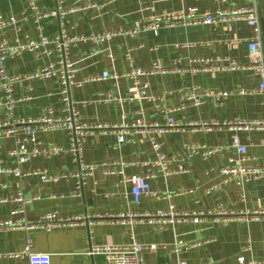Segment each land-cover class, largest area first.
<instances>
[{
    "label": "crops",
    "instance_id": "0c3cea01",
    "mask_svg": "<svg viewBox=\"0 0 264 264\" xmlns=\"http://www.w3.org/2000/svg\"><path fill=\"white\" fill-rule=\"evenodd\" d=\"M87 3H97L98 8L75 10L64 17H48L43 20L44 32L51 39L57 37L63 28L69 36L90 35L107 30L131 29L146 17L164 11L197 8L199 11L247 6V0H62L66 8ZM42 11L57 6V0H38ZM259 23L262 31L264 53V0H256ZM260 13L262 18L260 19ZM16 17L17 25L0 31V38L11 44L38 40L39 34L28 0H0V18ZM25 18V19H24ZM63 23V25H61ZM253 35L252 27L245 20L230 24L162 26L157 33L144 31L138 36L120 35L100 44L72 42L69 59L77 68L71 96L84 123L119 124L134 122L139 118L148 122L164 124L169 116L182 125L191 122L232 121L236 119L264 120V92L258 91L262 78L250 70L231 69L222 71L199 70L192 72L191 59L201 57H225L242 64L249 62L248 39ZM141 45V46H140ZM133 47V65L126 58V51ZM50 53L40 58L33 51H24L7 59V71L13 75H25L44 67L50 61L59 59L55 43L48 44ZM155 62L169 68L165 73L146 75L141 78L147 84V93L159 97L165 93L181 91L194 86L220 90L248 89L246 94L234 93L221 103L206 99L200 105L187 104L169 111L179 101L169 95L164 100L100 101L104 93L111 90L125 98L132 95V81L127 77L106 78L86 81L89 76L104 71L122 74L133 67L150 69ZM175 67L183 70L177 71ZM13 98L30 97L18 101L13 110L0 107V122L14 117H39L52 108L55 116H65L58 78L23 80L14 84ZM6 92L0 88V101ZM158 104L165 107L162 111ZM238 134L247 146L249 160L246 165L264 166V130L232 131L225 127L212 129L185 127L165 133H156L163 150L173 158L171 166L180 164L189 171L164 176L151 163L156 153L149 141V133L132 131L123 145L117 144L112 129L95 130L86 135L84 161L100 166L85 178L82 195H75L78 180L75 173L80 165L71 152V139L67 130L56 128L39 130L36 137L45 144H56L66 149L58 155H37L19 165L27 173L33 169L48 173L67 171L73 173L59 181H42L32 174L17 176L0 173V220L22 218L30 222L40 219L49 212L62 217H89L74 225L54 228L51 231L35 229L33 250L50 254L51 264H106L104 254H91L92 245H125L132 237L142 244H156V251L144 250L140 259L143 264H237V257L245 254L247 259L264 260V218L256 219L245 213L260 208L264 203V177L239 185L225 182L228 175L222 171L231 158L238 159L236 149H229L206 158L189 156L186 145L192 143L209 146H229L233 136ZM23 138L24 136L21 135ZM12 135L0 140V168L15 167L17 162L8 156L14 148ZM125 162L128 175L145 174L156 169V175L149 179L151 188L162 195L143 196L139 203L133 202L130 184L117 185L119 175L107 173L115 162ZM106 168V169H105ZM19 191L33 200L26 206L25 213L13 216L15 198ZM186 191L183 194H175ZM174 205L179 211L196 213L174 223L150 222L147 217L135 214L168 211ZM223 209L227 214L209 213ZM125 215L123 218L98 215ZM28 232L23 228H0V253L21 251L26 244ZM181 245L176 250L177 244ZM165 245L167 248H163ZM250 246L248 251H242ZM0 264H30L27 256L2 257Z\"/></svg>",
    "mask_w": 264,
    "mask_h": 264
},
{
    "label": "built area",
    "instance_id": "2783aa9c",
    "mask_svg": "<svg viewBox=\"0 0 264 264\" xmlns=\"http://www.w3.org/2000/svg\"><path fill=\"white\" fill-rule=\"evenodd\" d=\"M250 4L247 6H240L237 8L220 9L217 11H199L197 8L181 9L178 11H164L159 14H153L139 23H137L131 29H117L107 30L102 33H95L90 35H73L69 36L65 33L64 29H61L60 34L51 39L44 32L43 20L48 17H64L67 13L75 10H91L98 8L97 3H87L78 7L66 8L62 5V0H57V6L55 9L50 11H42L38 4V0H28L29 9L32 12L36 28L38 30V40H28L27 42L21 43L18 41L17 44H11L9 40L0 38V88L6 92L4 100L0 101V107H6L9 111H12L15 104L18 101L27 100L30 97H22L18 100L13 98L14 84L23 80L43 79V78H58L61 83V95L64 103L63 111L66 113L65 116H55L52 108L46 109L39 117H14L5 122H0V140L6 137V135H12L15 140V146L8 151V156L17 162L15 167H1L0 173L15 174L22 176L24 174H32L39 177L42 181H59L61 179L72 176L73 173L67 171L58 173H48L45 170L33 169L27 173H24L19 165L31 160L37 155L52 156L66 152V149L56 144H45L39 141L36 137V132L39 130H51L56 128H62L67 130L70 135L71 145L70 151L73 152L75 159L80 165V171L74 174L78 177L76 188L74 189L75 195H82L83 185L85 178L91 175L100 166H108L106 164H87L85 163L84 157V143L86 135L95 130H109L112 129L117 136V144L123 145L126 142V136L132 132H147L149 133V141L152 145L153 150L156 153V159L152 161V167L159 169L164 176H169L175 173L188 172L189 170L184 165H179L174 168L171 166L173 158L169 156L162 148L160 142L156 138V133H165L167 131L175 129H183L190 127L193 129L206 128L212 129L213 127H225L232 131H251V130H264V120H247V119H236L232 121H213L209 122H191L185 125L177 122L173 117L169 116L164 124L158 122H148L145 119L139 118L134 122L123 121L119 124H108V123H84L79 120V111L75 106V103L71 96V86L73 84H79L80 82L75 81V75L77 68L69 59V46L72 42H88L91 41L95 44H100L105 41L115 39L120 35L138 36L144 31H153L155 33L162 26H176V25H216L219 23L230 24L236 20H245L253 29V35L248 39V53L249 62L247 64L239 63L236 60L225 58V57H201L191 59L192 64L189 69L192 72L199 70L209 71H222L231 69H245L252 71L255 75L262 78V82L258 88V91L264 92V53L262 44V31L259 23L258 9L256 6V0H247ZM25 19V18H24ZM18 19L14 16L9 18H0V31L8 26L17 25ZM63 25V23H61ZM55 43L57 51L59 53V59L56 61L48 62L44 67L37 69L32 73L25 75H13L7 71V59L11 56L19 55L24 51H33L36 53V57L40 58L44 55H48L50 50L48 44ZM141 46V45H140ZM134 48L129 47L126 51V58L133 65V52ZM169 68L155 62L150 69H143L140 67H133L129 71H125L122 74L110 73L104 71L100 75L89 76L85 80H97L120 77H127L132 81V95L122 98L114 94L113 91L109 90L104 93V97L100 101H118L124 102L125 100H134L146 98L148 100H164L167 96L172 95L178 98L179 103L175 107L167 108L169 111L179 110L187 104L200 105L206 99H212L217 103H221L229 98L234 93L246 94L251 92L248 89L240 88L237 90H220L211 88L191 87L181 91H171L165 93L159 97L150 95L147 93L148 85L143 83L141 78L146 75H155L158 73H165ZM175 70H183L180 67H175ZM158 107L162 111H167L164 106L158 104ZM21 135L24 137L22 138ZM189 156L201 155L206 158L210 155L216 154L229 149H236L239 157L231 158L230 164L222 169L228 177L225 182H236L239 185L248 181H254L264 177V166L246 165L250 158L248 156L247 146L242 143L238 134L233 136L231 145L229 146H209L207 144L192 143L186 145ZM116 167H108L107 173L118 174L119 180L117 185L121 184L130 186V195L133 202L139 203L143 196H170L172 194H160L153 191L149 182L151 177L156 175V169L149 170L145 174H133L128 175L124 171L125 162H115ZM106 169V168H105ZM186 191H178L175 194H183ZM32 198H28L22 191H19L16 198V206L12 210L11 214L17 216L24 214L26 206L32 201ZM209 213L227 214L226 210L218 209L210 211ZM196 213H190L188 211H179L174 205H171L168 211H160L156 214L144 213L135 214L138 217H147L150 222L159 220L161 224L174 223L187 219L188 217L196 216ZM100 218L109 217L116 218L119 216L123 218L125 215L119 214H102L98 215ZM245 216L251 218H264V203L263 205L253 210L252 212L245 213ZM89 217L73 216V217H62L57 212H49L40 217L39 220L30 222L24 217L13 218L8 220H0V228L12 227V228H23L28 232L27 241L25 247L21 251L12 252L10 254L0 253V259L2 257H23L27 256L30 260V264H51L50 254L36 252L33 250V237L31 232L35 229H43L45 231H51L54 228L64 227L67 225H74L81 221H89ZM264 246V241H263ZM177 249H181V245H176ZM159 248L156 244H142L138 242L135 237H132L130 243L125 245H92L91 254H104L106 257V264H143L140 255L144 250L156 251ZM163 248H167L163 245ZM250 246H245L242 251H248ZM177 264H189L187 261H179ZM200 264H212V263H200ZM237 264H264V260L247 259L245 254H241L237 257Z\"/></svg>",
    "mask_w": 264,
    "mask_h": 264
},
{
    "label": "water",
    "instance_id": "95a60500",
    "mask_svg": "<svg viewBox=\"0 0 264 264\" xmlns=\"http://www.w3.org/2000/svg\"><path fill=\"white\" fill-rule=\"evenodd\" d=\"M262 15H263V14H262V13H260V19L262 18Z\"/></svg>",
    "mask_w": 264,
    "mask_h": 264
}]
</instances>
